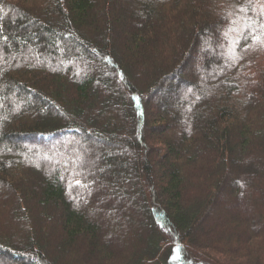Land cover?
<instances>
[{
  "label": "trees",
  "instance_id": "1",
  "mask_svg": "<svg viewBox=\"0 0 264 264\" xmlns=\"http://www.w3.org/2000/svg\"><path fill=\"white\" fill-rule=\"evenodd\" d=\"M0 252L264 264V0H0Z\"/></svg>",
  "mask_w": 264,
  "mask_h": 264
},
{
  "label": "rangeland",
  "instance_id": "2",
  "mask_svg": "<svg viewBox=\"0 0 264 264\" xmlns=\"http://www.w3.org/2000/svg\"><path fill=\"white\" fill-rule=\"evenodd\" d=\"M122 6V5H121ZM223 35H226L227 36V40H226V45H218L217 42H215L214 40L211 41V44L212 46H209L208 48L206 49H198L197 52H195L193 55H192V58L190 59L189 58V62L187 63V65L184 67V69L179 73L180 75H183L185 74V76H189V81L191 82H198L197 80V77L195 75V71L199 70L200 67H201V64H200V59H201V56L202 55H215V56H225V53L226 52H229L230 50H234V48H236V44H237V39H238V36L237 38L234 40H230V38L232 36H234L232 30H227L225 31V33L223 32ZM79 59H86L87 55H85L83 52H80V55H79ZM90 60V59H88ZM95 65H98V62H93L92 63V66H95ZM85 66V65H84ZM90 66H86L84 67V72H88L90 70ZM76 74L78 75H81V70H76ZM188 89H185L183 92L179 93L178 96H175V97H172L171 99H169V102L170 103H177V102H181V101H184L185 99H187L188 97H190L192 94H187V91ZM186 93V94H185ZM155 101L154 99L153 100H149L147 103L144 104V116H143V120H144V126L146 128H149L151 126V123H152V119L156 118V116L158 115V107L157 105L153 102ZM129 129L130 128H133V125L132 123L129 124ZM135 132V131H134ZM23 144V143H22ZM24 147H27V146H24ZM96 147L97 148H100L101 145L98 143L96 144ZM133 158H131V162H135V159L136 157H134L135 153L132 152L131 153ZM42 158V160H45L47 162H50L51 158L46 156V155H41L40 156ZM94 179L93 181L90 182V186H96L98 183H99V176L92 173ZM233 187L234 188H238V190L240 189V194L243 193L247 188L245 186V184L243 183V181H241V179L235 177L233 179ZM98 187V185H97ZM230 196H234L233 192L232 194H230ZM101 203H103L104 207H107L108 204L105 202V201H101ZM225 203V201H224ZM126 207H128L127 204H124ZM228 205V204H227ZM230 206V205H228ZM246 211L248 210V207H246L245 209ZM145 208H143V211L142 213H136L134 212L133 215H137L138 218H142V216L145 214ZM216 219L218 218L217 216H214ZM139 220V219H138ZM138 224H139V221H138ZM126 234V231L123 230V236ZM128 237L130 238L131 236L128 235ZM207 254L205 257L208 259V258H212V256H215L214 254L213 255H210V253H205ZM179 255V252L177 250H174L172 252V255H171V260H178V256ZM205 258V259H206ZM219 260H220V257H217ZM206 259V260H207ZM213 259V258H212ZM22 261L21 262H25L26 264H41V263H37V261H26V260H23L21 259ZM21 262H12L11 260H9V258L0 252V264H22ZM207 263V262H206ZM208 264H209V259H208Z\"/></svg>",
  "mask_w": 264,
  "mask_h": 264
},
{
  "label": "snow or ice",
  "instance_id": "3",
  "mask_svg": "<svg viewBox=\"0 0 264 264\" xmlns=\"http://www.w3.org/2000/svg\"><path fill=\"white\" fill-rule=\"evenodd\" d=\"M240 10H241V11H244L245 9H244V8H241Z\"/></svg>",
  "mask_w": 264,
  "mask_h": 264
}]
</instances>
